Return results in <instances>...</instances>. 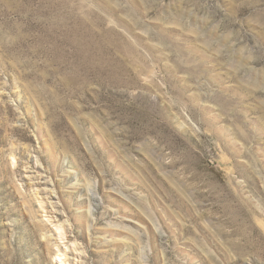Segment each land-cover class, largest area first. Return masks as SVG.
<instances>
[{
	"label": "rangeland",
	"instance_id": "1",
	"mask_svg": "<svg viewBox=\"0 0 264 264\" xmlns=\"http://www.w3.org/2000/svg\"><path fill=\"white\" fill-rule=\"evenodd\" d=\"M0 264H264V0H0Z\"/></svg>",
	"mask_w": 264,
	"mask_h": 264
}]
</instances>
